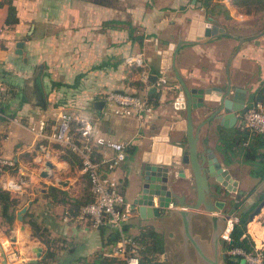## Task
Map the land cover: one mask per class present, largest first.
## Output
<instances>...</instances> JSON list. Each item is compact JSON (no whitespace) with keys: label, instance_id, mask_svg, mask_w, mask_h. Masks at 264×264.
I'll return each mask as SVG.
<instances>
[{"label":"crops","instance_id":"1","mask_svg":"<svg viewBox=\"0 0 264 264\" xmlns=\"http://www.w3.org/2000/svg\"><path fill=\"white\" fill-rule=\"evenodd\" d=\"M8 2L0 0V159H13L16 165L5 166L0 187L10 190L8 184L13 182L21 185L22 191H13L18 194L20 205L11 229L0 215V260L4 248L8 254H19L20 259L12 264H98L112 244L108 236L113 234L116 238L115 230L94 227L92 217L71 214L69 203L54 201L49 195L53 185L60 189L59 197L64 193L72 201L85 197L91 191L88 175L72 160L67 146L51 138H38L29 127L46 117L50 135L55 113L64 108L75 115L72 123L75 135L80 118H84L94 122L106 137L130 142L127 159L115 175L126 202L133 206L138 172L145 159L151 157L155 139L165 132V127H171L169 121L180 123L185 116L184 111L175 108L179 82L172 71H167V86L157 89L151 79L145 84L141 80L143 68L127 64L126 58L142 53L150 77L157 75L162 62L159 51L167 49L169 43L186 39L191 19L205 15L231 35L182 46L177 66L186 82L191 87L222 86L227 82L229 68L232 83L252 92L248 106L264 103V36L260 44L248 41L238 50L239 38L257 34L264 25L251 34H238L231 29L236 24L245 26L254 17L264 19V10L249 13L252 5H236L235 0H212L209 10L198 0H13L19 21L8 25ZM111 91L160 96L150 116L118 118L105 99ZM259 94L262 101L256 100ZM243 112L239 113L237 125ZM201 120L196 115V123ZM217 123L201 128L200 141H205L225 161L242 189L249 191L251 186L252 190L263 192L264 181L250 175V165L242 157L226 153L221 139L225 128ZM172 135V140L187 139L184 130L170 131ZM100 159L98 156L97 160ZM48 161L54 164L49 169L54 174L52 178L43 176ZM100 170L107 173L102 163ZM182 183L187 184L184 179ZM188 184L194 190L195 181ZM226 193L222 190L219 199L226 200L230 208L234 202ZM195 197L193 191L190 199ZM30 201L28 211L47 228L56 246L53 259L48 257L50 248L33 235L30 224L17 219V212ZM170 207L174 209L175 205ZM145 226L164 235L167 254L182 242V220L176 215L143 220L134 209L125 230L138 236ZM47 250V258L41 259L39 254ZM33 259H38V263L32 262ZM162 259L165 260L163 255Z\"/></svg>","mask_w":264,"mask_h":264},{"label":"water","instance_id":"2","mask_svg":"<svg viewBox=\"0 0 264 264\" xmlns=\"http://www.w3.org/2000/svg\"><path fill=\"white\" fill-rule=\"evenodd\" d=\"M221 35L231 34L210 17L194 16L191 19L187 38L177 43H169L167 49L159 51L162 55L161 69L172 71L174 78L179 82L175 108L184 111L185 117L180 123L169 121L168 125L172 129L165 127V132L155 139L151 157L145 159L138 172V189L133 198L132 207L138 210L143 220L164 219L174 215L182 220L180 247L186 255L184 264H227L228 256L222 253L221 234L228 217L237 213L238 208L229 210L227 201L219 199V196L222 195L223 190L231 196L232 202H240L254 193L250 194L248 190L242 189L240 181L233 177L225 161L221 160L205 141H200L201 128L208 123L217 121V125L225 129L234 128L239 120V113L253 99L252 92L249 93L248 88L232 83L229 68L225 85L191 87L177 66V55L184 44L199 43L203 39ZM263 36L264 29L255 35L239 38L238 50L248 41L260 44L259 40ZM18 46L19 52L22 53L23 43H18ZM157 78V75L150 77L154 83ZM256 100L262 101V95H257ZM40 104L44 105V100H41ZM196 115L202 118L198 123H196ZM178 130L185 131L186 141L177 137L172 140L174 135L170 137V131ZM46 167L43 176L52 178L54 174H51L49 169H53L54 164L48 161ZM183 179L186 180V185L182 183ZM193 180L194 190L188 184ZM193 191L196 197L190 199ZM171 204L175 205L174 209L170 207ZM31 205L32 201L17 212L18 221L24 222ZM263 206L264 199L255 208L254 213L260 211ZM254 213L250 214V220L253 219ZM198 217L206 218L211 222L210 240L195 231V220ZM190 244L195 248L196 261L190 258ZM48 253L49 250L39 256L45 259ZM163 257L164 261L168 262L169 255L166 252ZM31 261L38 263L39 260ZM0 263L11 264L4 248ZM242 264H245V260H242Z\"/></svg>","mask_w":264,"mask_h":264},{"label":"built area","instance_id":"3","mask_svg":"<svg viewBox=\"0 0 264 264\" xmlns=\"http://www.w3.org/2000/svg\"><path fill=\"white\" fill-rule=\"evenodd\" d=\"M192 7L195 6L192 5ZM200 10H203V8H200ZM126 63L143 68L141 80L145 84H149L150 74L142 53L128 56ZM157 76L158 78L155 83L157 89L167 86V71L161 69ZM105 99L111 113L118 118L135 116L139 119H144L150 116L155 109L147 94L111 91L106 95ZM1 108L2 104L0 100V113ZM54 117L55 123L52 126V133L50 135L47 134L48 119L46 117L40 118L29 129L38 138H51L53 141L67 146L81 158L82 170L88 175L95 201L83 206L79 218L90 216L93 219L94 227L105 226L115 230L117 241L110 244L103 253V257L121 258L126 264H141L143 246L134 236L128 234L125 230V223L132 217L134 208L126 202L125 195L120 189L119 179L115 175V171L127 159V150L130 142L106 137L95 126L94 122L84 118H80L79 137L76 138L72 132V123L76 119L73 113L61 108L55 113ZM239 126L242 129L264 133V104L258 102L253 106H247L239 121ZM43 150L47 156L50 155L45 147H43ZM98 156L101 157L100 161L97 160ZM101 163L105 165L107 172L105 174L100 170ZM15 165L13 159H0L1 167ZM23 181L24 178L21 179V182ZM8 185L11 191H22L19 184L10 182ZM262 213L254 220L249 219L247 224V234H249L254 243V250L247 251L240 247L225 249L224 252L227 256H240L245 260V264H264V237L258 241V232L260 228H264ZM239 221L240 217L237 213L228 217L226 226L221 234V239L224 243L232 241V232ZM253 221L257 225L256 229L251 226ZM19 259L20 256L16 252L8 254V261L11 264Z\"/></svg>","mask_w":264,"mask_h":264},{"label":"trees","instance_id":"4","mask_svg":"<svg viewBox=\"0 0 264 264\" xmlns=\"http://www.w3.org/2000/svg\"><path fill=\"white\" fill-rule=\"evenodd\" d=\"M206 10L212 6V0H198ZM236 5H252L249 13H258L264 10V0H235ZM19 21L17 17V9L13 3V0L8 2V16L6 24L13 25ZM136 31V28H134ZM133 39H135L133 35ZM138 40V36H136ZM157 72V71H155ZM164 88V87H163ZM264 94V87H262ZM138 94V93H132ZM159 94L152 93L149 95L151 104L155 107L158 104ZM264 104V103H263ZM53 124L51 125L52 128ZM73 131V130H72ZM76 138L79 137V132L76 133ZM222 145L226 153H230L233 156L242 157L244 163L250 165V175L254 178H258L264 181V133H257L250 129H242L239 125L231 129H224L221 132ZM2 135H0V144ZM72 160L82 166L81 158L78 154L70 152ZM230 161V160H229ZM5 170V166H0V177L2 172ZM253 191V190H252ZM60 189L56 186H51L49 195L54 201L70 204V213L73 215H79L83 206L95 201V196L92 191L88 192L87 195L81 199H74L73 201L68 194L64 193L63 197H59L58 193ZM264 198V191L261 193L258 199L255 200L248 208L243 209L244 200L237 202L236 205L239 207L237 212L240 217V221L236 224L234 231L232 232V241L225 242L224 249L240 247L247 251L254 250V243L247 234V224L250 219L251 212L254 213V209L260 204ZM261 200V201H260ZM260 201V202H259ZM20 205V199L18 194L15 192L0 187V215L3 216L8 229L13 227L16 220V211ZM29 211L25 215V221L32 227L33 235L40 239L50 248L49 259H53L56 256L55 245L53 240L48 235V230L44 227L36 218L32 216ZM255 224L253 225L254 228ZM105 226H102L104 228ZM8 231V230H7ZM245 235V237H243ZM143 246L141 251V264H168L163 261L162 255L166 252L164 235L156 231L153 227L145 226L142 227L141 232L138 236H134ZM117 238H113V234L108 236V240L114 243ZM243 258L240 256H231L226 261L227 264H242ZM98 264H126L121 258L103 257Z\"/></svg>","mask_w":264,"mask_h":264},{"label":"flooded vegetation","instance_id":"5","mask_svg":"<svg viewBox=\"0 0 264 264\" xmlns=\"http://www.w3.org/2000/svg\"><path fill=\"white\" fill-rule=\"evenodd\" d=\"M254 192V193H253ZM256 190H253V191H249V193L251 194V193H253L252 195H250V196H248V198L246 199H244V204L243 205H245V203H247L248 201H249V199L253 196V195H255L256 194ZM261 193L262 192H259L257 195H255L256 196V199H258L259 198V196L261 195ZM264 199V198H263ZM262 199V200H263ZM261 201V200H260ZM259 201V202H260ZM237 202V201H236ZM236 202H234L232 205H231V207L229 208V210H231V209H233V208H235V207H237V205H236ZM238 209H237V212L239 211V207H237ZM204 219H196L195 220V231L196 232H198V233H200V234H202V236L204 237V238H207V240H210V236H211V234H212V224H211V222L209 221V227L207 226V224H204V221H203ZM208 229H211V232H210V234H209V236H207V231H208ZM224 242L221 240V248H222V253H225L224 252ZM189 254H190V258L191 259H193V260H197V255H196V251H195V248H194V246L192 245V244H190L189 245ZM169 260H168V264H184V263H186V255H185V252H184V250H182L181 249V247H180V244H178V245H176V247H174V248H172V249H170V251H169ZM231 256H228V258H230ZM228 259H226V261H227Z\"/></svg>","mask_w":264,"mask_h":264},{"label":"rangeland","instance_id":"6","mask_svg":"<svg viewBox=\"0 0 264 264\" xmlns=\"http://www.w3.org/2000/svg\"><path fill=\"white\" fill-rule=\"evenodd\" d=\"M262 20V22L260 23V21ZM264 25V19H260V18H257V17H254L253 19H251L250 20V22H248V24H246L245 26H243V27H239V25H237L236 24V26H234V27H232L231 29L232 30H234L235 32H238V34L240 33V34H242V32L243 33H246V34H251V33H257V31H259L260 29H261V27ZM259 33V32H258ZM249 187V191H252V187L251 186H248ZM259 192H256V194L255 195H257ZM255 195H253L250 199H249V201L247 202V203H245V205L243 206V209H246V208H248L252 203H254L255 202V200H256V196ZM262 209V211H261V213L263 214L262 215V219L264 218V207H262L261 208ZM255 210V209H254ZM252 213V212H251ZM260 213V214H261ZM259 214V215H260ZM257 217V216H256ZM255 217V218H256ZM254 218V219H255ZM198 219H204L203 221H204V224H207V226L209 227V221L206 219V218H203V217H198L197 218V220ZM253 219V220H254ZM256 224V223H255ZM264 224V223H263ZM264 226V225H263ZM257 227V225L255 226V228ZM210 232H211V229H208V231H207V236H209V234H210ZM262 234H264V228H260V230H259V232H258V241H260V238H263L264 236H262ZM225 244V243H224ZM224 247H225V245H224Z\"/></svg>","mask_w":264,"mask_h":264},{"label":"bare ground","instance_id":"7","mask_svg":"<svg viewBox=\"0 0 264 264\" xmlns=\"http://www.w3.org/2000/svg\"><path fill=\"white\" fill-rule=\"evenodd\" d=\"M263 207H264V206H263ZM261 208H262V207H261ZM261 208H260V211L254 213V215H253V219L261 213V211H262ZM254 212H255V211H254ZM253 219H252V220H253ZM253 222H254V223H253ZM253 222H252V225H251L252 227H253V225L255 224V221H253ZM255 226H256V224H255ZM255 226H254V229H256ZM262 235H263V234H262ZM1 255H2V254H1ZM26 258H27V257H26Z\"/></svg>","mask_w":264,"mask_h":264}]
</instances>
